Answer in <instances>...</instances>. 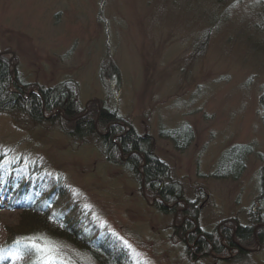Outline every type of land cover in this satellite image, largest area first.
<instances>
[{"label": "rangeland", "instance_id": "374dc122", "mask_svg": "<svg viewBox=\"0 0 264 264\" xmlns=\"http://www.w3.org/2000/svg\"><path fill=\"white\" fill-rule=\"evenodd\" d=\"M1 51L30 89L66 83L86 112L115 108L126 128L147 135L167 164L166 179L182 188L177 212L186 199L194 201L202 230L219 232L230 218L253 223L252 212L264 209L257 199L264 0H0ZM44 115L37 123L25 112L0 110V166L13 165L10 173L26 177L34 167L41 180H61L85 215L82 226L94 224L115 241L113 255L123 264H234L190 252L194 243L177 233L185 217L160 210L143 177L109 161L93 138L80 142L67 134L62 108ZM174 129L188 131L179 138L182 147L167 136ZM236 144L249 150L240 174L216 175L223 153ZM20 210L0 205V264L27 260L2 247L30 226ZM41 242L54 243L63 264H98L66 238ZM251 248V264H264V242Z\"/></svg>", "mask_w": 264, "mask_h": 264}, {"label": "trees", "instance_id": "16d2710c", "mask_svg": "<svg viewBox=\"0 0 264 264\" xmlns=\"http://www.w3.org/2000/svg\"><path fill=\"white\" fill-rule=\"evenodd\" d=\"M109 69L111 74L119 76L116 65L110 64ZM18 73L8 56L1 54L0 110L25 112L32 121L38 123L46 119L45 112L62 108L64 116L60 115L58 118L61 119V123H65L63 129L67 134L80 142L93 138L109 161L125 163L129 169L143 177L149 191L158 196L156 205L160 210L178 213L177 205L183 201L182 188L177 182L166 179L167 164L155 154L147 135L139 134L131 124L126 128L115 108L101 106L98 110L93 106L86 112L84 107L80 106L74 90L66 83L55 86L42 85L38 91H31V84L25 85ZM260 102L264 114V93ZM186 132L188 131L185 129L169 130L167 136L176 142V146L182 147L179 138ZM121 151L128 156L124 161L121 160ZM248 152L246 145H233L223 153L215 174L237 177ZM140 166L141 170H138ZM12 167L13 165H7L6 168L0 166V205L9 208L14 206L21 209V213L26 212L22 221L27 220L30 226L8 236L2 245L6 252L26 258L24 264H40V254L31 246L37 237L33 232L40 231L50 238L68 239L72 244L86 250L98 264H123V257L113 255L116 249L113 248L115 241L92 227L94 224L87 225L86 228L82 226L86 221L85 215L78 204L70 201L65 195L69 190L67 185L65 187L61 180L56 182L48 178L41 180L37 177L39 171L34 167L30 170L32 174L27 177L10 173L9 169ZM140 182L142 183V180ZM257 199L259 203L264 199V165L261 167L260 195ZM186 200L188 206L181 208L182 212L178 213L181 220L183 217L185 219L177 227V233L187 244L194 243V248L190 252L195 255L210 252L218 254L223 259L227 258L234 264H251L252 258L249 259V255L253 253L251 246L256 239L260 243L264 242V226L254 230L258 223H264L263 208L258 212H252L253 223H238L235 218H230L222 224L219 232L216 228L206 232L197 224L198 206L194 201ZM168 203L174 204L168 207ZM230 248L232 256L230 258L223 256L222 253ZM8 260L3 262L6 263Z\"/></svg>", "mask_w": 264, "mask_h": 264}, {"label": "snow or ice", "instance_id": "6c2138e0", "mask_svg": "<svg viewBox=\"0 0 264 264\" xmlns=\"http://www.w3.org/2000/svg\"><path fill=\"white\" fill-rule=\"evenodd\" d=\"M41 241H50V238L37 236L31 245L40 254V264H63L59 248L54 243H42Z\"/></svg>", "mask_w": 264, "mask_h": 264}, {"label": "water", "instance_id": "95a60500", "mask_svg": "<svg viewBox=\"0 0 264 264\" xmlns=\"http://www.w3.org/2000/svg\"><path fill=\"white\" fill-rule=\"evenodd\" d=\"M3 53H5V52H2V51H1V52H0V55L3 54ZM10 53H11V52H10ZM34 89H35V88H32L31 91H34ZM91 100H92V99H91Z\"/></svg>", "mask_w": 264, "mask_h": 264}, {"label": "bare ground", "instance_id": "6f19581e", "mask_svg": "<svg viewBox=\"0 0 264 264\" xmlns=\"http://www.w3.org/2000/svg\"><path fill=\"white\" fill-rule=\"evenodd\" d=\"M121 156H122V157L124 156V152H123V151H121Z\"/></svg>", "mask_w": 264, "mask_h": 264}, {"label": "flooded vegetation", "instance_id": "af4514ba", "mask_svg": "<svg viewBox=\"0 0 264 264\" xmlns=\"http://www.w3.org/2000/svg\"><path fill=\"white\" fill-rule=\"evenodd\" d=\"M231 249V248H230Z\"/></svg>", "mask_w": 264, "mask_h": 264}]
</instances>
